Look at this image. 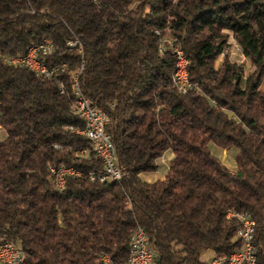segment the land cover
<instances>
[{"label":"trees","instance_id":"1","mask_svg":"<svg viewBox=\"0 0 264 264\" xmlns=\"http://www.w3.org/2000/svg\"><path fill=\"white\" fill-rule=\"evenodd\" d=\"M229 33L248 68L224 55ZM43 38L54 44L46 65L65 63L53 75L5 59ZM172 46L195 88L172 82ZM75 72L107 117L118 180L89 177L101 161L77 131ZM0 127V242L19 246L18 264L124 260L137 224L156 264H228L241 245L229 211L255 220L264 264V0H0ZM209 139L237 148L236 170ZM166 150L164 176L142 177ZM61 165L80 174L57 188L49 167Z\"/></svg>","mask_w":264,"mask_h":264},{"label":"built area","instance_id":"2","mask_svg":"<svg viewBox=\"0 0 264 264\" xmlns=\"http://www.w3.org/2000/svg\"><path fill=\"white\" fill-rule=\"evenodd\" d=\"M72 46L78 43L77 39L69 40ZM54 44L43 38L38 42L30 43L25 52L13 56H7L5 59L13 64L23 65L36 74L44 76L53 75L61 65L47 66L43 57L52 53ZM174 57L178 58V65H174L172 70V82L180 92H185L190 88L197 86L196 82H191L188 78V72L183 71V62L188 61L183 50L177 46H172ZM82 64L80 65V68ZM78 72L74 73L77 80V92L74 93L73 109L77 115L84 116L83 127L77 129L78 132L86 135L92 143L96 155L101 161V169L91 171L90 179L104 181L107 179L118 180L122 176V168L116 163L114 157V144L111 136L105 130L107 117L96 105L89 101V107L81 106V99H88L82 92L78 83ZM62 91V87H60ZM54 177L55 186L62 188L67 175H78L80 171L72 166L61 165L58 167H49ZM228 216H234L239 220V225L235 236L240 241L239 248L233 250L227 257L228 264H257V247L254 242L255 220L246 212L229 211ZM22 259L19 253V246L12 240L7 239L0 242V264H18ZM100 260L103 264H156L155 252L152 248L149 237L142 226L136 225L129 234L128 255L121 261L113 260L107 253H102ZM213 264H220L221 260L217 257L211 259Z\"/></svg>","mask_w":264,"mask_h":264},{"label":"rangeland","instance_id":"3","mask_svg":"<svg viewBox=\"0 0 264 264\" xmlns=\"http://www.w3.org/2000/svg\"><path fill=\"white\" fill-rule=\"evenodd\" d=\"M163 42H170L168 39V36H164ZM228 46L226 47L224 51V55H226L230 60L235 61L237 63L242 64L245 68H248L249 62L247 58L243 55L238 42L233 37L231 33L228 35ZM223 54H220L216 59V64H219L221 62V59L224 56ZM2 136V130L0 127V138ZM206 149L208 152L216 158L222 165L226 166L230 170H236V152L237 148L233 145L229 146H220L218 145L213 139H209L206 142ZM169 155H171L170 150H166L160 158L157 159V162L159 163V166L151 171H145L142 172V177L145 179H156L159 177H163L166 171V167L169 160ZM212 256L210 251H207L204 253L205 259H210Z\"/></svg>","mask_w":264,"mask_h":264},{"label":"bare ground","instance_id":"4","mask_svg":"<svg viewBox=\"0 0 264 264\" xmlns=\"http://www.w3.org/2000/svg\"><path fill=\"white\" fill-rule=\"evenodd\" d=\"M67 43H68V45H72V42H67ZM174 65H178V58H175ZM187 65H188V61H184L183 62V71L188 72ZM72 90H73V94L75 92H77V80H76L75 76H74V82L72 84ZM81 106L82 107H89V100L88 99H81ZM78 116L81 117L83 119V122H84V116L83 115H78ZM114 157L116 160L115 150H114ZM107 180H109V179H107ZM112 180H115V179H112ZM19 253L22 254L20 250H19Z\"/></svg>","mask_w":264,"mask_h":264},{"label":"crops","instance_id":"5","mask_svg":"<svg viewBox=\"0 0 264 264\" xmlns=\"http://www.w3.org/2000/svg\"><path fill=\"white\" fill-rule=\"evenodd\" d=\"M236 153H237V152H236ZM170 156H171V155H169V158H170ZM157 163H158V162H157ZM167 165H168V164H167ZM158 166H159V163H158ZM158 166H157V167H158ZM166 168H167V167H166ZM163 176H164V175H163ZM159 178H161V177H159ZM147 180H153V179H149V178H147Z\"/></svg>","mask_w":264,"mask_h":264}]
</instances>
